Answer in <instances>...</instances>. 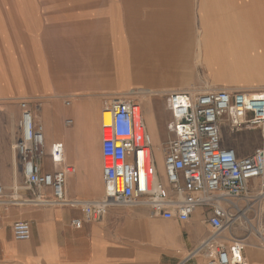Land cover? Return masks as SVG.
Listing matches in <instances>:
<instances>
[{"label":"crops","instance_id":"crops-1","mask_svg":"<svg viewBox=\"0 0 264 264\" xmlns=\"http://www.w3.org/2000/svg\"><path fill=\"white\" fill-rule=\"evenodd\" d=\"M250 2L253 9L240 6L234 13L232 32L216 27L215 34L239 35L246 46L241 69L232 79L214 78L212 86L264 90V0ZM194 22V0H0V182L8 195L29 197L0 204V264H210L198 251L211 235L206 208L183 221L155 215L145 205L113 206L102 220L77 227L74 219L83 217L77 205L30 199L25 186H15L24 180L16 151L22 110L7 106L10 100L28 103L44 127L48 152L56 141L66 152L74 148L67 197L100 199L104 108L130 98L143 107L151 134L159 109L168 113V128V95L198 88ZM68 156L54 163L47 155L40 160L42 172L63 170L71 165ZM40 193L53 200L51 188ZM257 215L254 225L218 235V243L243 239L248 264H264V216ZM19 220L30 222L29 239L15 238Z\"/></svg>","mask_w":264,"mask_h":264},{"label":"built area","instance_id":"built-area-1","mask_svg":"<svg viewBox=\"0 0 264 264\" xmlns=\"http://www.w3.org/2000/svg\"><path fill=\"white\" fill-rule=\"evenodd\" d=\"M20 107L16 151L30 199L77 205L83 214L73 221L77 227L84 220H102L113 206L145 205L155 215L183 221L198 208H206L211 235L198 251L207 253L210 264H248L243 239L218 243V235L240 219L244 210L237 200L264 201V145L241 157L235 147L225 146L222 128L227 126L231 133L259 129L264 140V90L171 92L167 97L171 135L162 152L163 173L141 104L130 98L112 100L101 116L105 193L91 201L67 197L66 176L74 171L73 166L42 172L40 160L47 155L54 163L66 162L64 143L53 142L48 152L43 125L35 121L27 102L22 101ZM47 187L52 189V201L40 193ZM6 189L0 182V204L29 199L18 192L8 195ZM31 231L29 221L13 225L18 240L29 239Z\"/></svg>","mask_w":264,"mask_h":264},{"label":"rangeland","instance_id":"rangeland-1","mask_svg":"<svg viewBox=\"0 0 264 264\" xmlns=\"http://www.w3.org/2000/svg\"><path fill=\"white\" fill-rule=\"evenodd\" d=\"M208 2H212L215 0H207ZM228 0H220V2L226 3ZM243 1V0H238ZM218 4L220 2L216 1ZM201 0H194V11H195V22H194V74L195 79L197 81V85L195 92L198 91H206L210 89H220L225 88L221 86H212L211 81L217 77L220 78H228L232 79L234 77V74L241 69V54L243 53L242 48L246 45H243L239 41V35L234 37L233 34H215L218 30L219 25L217 22H219L220 30L225 32V29L227 32H232L233 25L230 26H223L224 21L226 24L230 22L232 24L233 19L230 17H226L222 20H217L211 18V21H214V26L209 29V36H207L206 41L201 42ZM255 5V4H254ZM261 5H264V3ZM212 8L210 9V13L212 14ZM215 12V11H214ZM210 14V15H211ZM230 20V21H229ZM232 38V39H231ZM234 38V39H233ZM236 38V39H235ZM21 100H10L9 103H7V106L9 107H20ZM4 103L2 100H0V107L4 108ZM107 116V114H106ZM168 117L167 111L163 109H159L157 114V123L154 129L152 130L155 139L153 138L154 142V152L157 159V163L160 169V172L163 173V149L166 146L167 141L170 138V132L165 125L164 121ZM170 117V116H169ZM153 136V135H152ZM222 137L225 146H231L235 147L238 152L241 155L247 154L251 151H254L255 148L260 146L259 144H262L263 142V136L262 133L258 134L253 131L244 130L238 133H231L227 126H224L222 128ZM159 148L162 149V152H160ZM67 161L73 168H75V162L72 159L73 151L69 150ZM18 184V182H17ZM15 183V186L24 187V180L23 178H19V184L17 185ZM249 202L248 200H238L236 201V204L239 206L240 209L246 210L247 215L252 221V224H255V215L258 211V217L259 219H263L264 216V202ZM240 226L239 228H244L247 226L245 222H243L242 218L238 219L236 221V224L234 225V228ZM248 227V226H247ZM245 229V228H244ZM240 239V238H238Z\"/></svg>","mask_w":264,"mask_h":264},{"label":"bare ground","instance_id":"bare-ground-1","mask_svg":"<svg viewBox=\"0 0 264 264\" xmlns=\"http://www.w3.org/2000/svg\"><path fill=\"white\" fill-rule=\"evenodd\" d=\"M216 1L220 2V0H215V2L212 1L210 3L207 0H201V5H200L201 6V13H200L201 14L200 15V17H201V34H200L201 42L206 41L207 36H209V32H210L209 29L214 26V21H211L210 20L211 18L222 20V19H225L226 17H228V18L231 17L233 19L234 13H236L239 10L240 6H242L241 10L245 11L246 9H244V8L246 6H249L250 8L253 9L254 6L256 5V4L254 5V3H252V2H250V0H244L243 3H239L238 0H228L226 3L220 2L219 4ZM211 8L213 10L212 14L210 13ZM207 16H209V19L206 18ZM218 25H221V24L219 23ZM222 25L223 26H230V25H234V22H232V24L230 22H228V24H226L224 21V24L222 23ZM234 37H236V36H234ZM153 138L155 139L154 134H153ZM69 146H70V144H69ZM69 150L74 152V148L68 147L67 148L68 154H69ZM159 150H160V152H162L161 148H159ZM71 178H72V175L67 174V176H66L67 186H69V182L71 181ZM16 184H17V180H16ZM240 217L242 218L243 222H245L248 226L252 223L251 219L249 218V216L246 213V210H244L240 213Z\"/></svg>","mask_w":264,"mask_h":264}]
</instances>
